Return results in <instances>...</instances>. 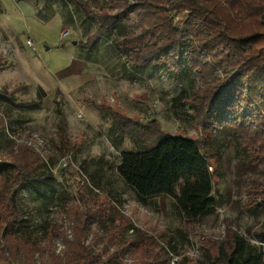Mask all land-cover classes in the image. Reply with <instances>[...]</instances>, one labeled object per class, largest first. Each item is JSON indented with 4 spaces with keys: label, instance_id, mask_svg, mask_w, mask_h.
I'll return each instance as SVG.
<instances>
[{
    "label": "rangeland",
    "instance_id": "374dc122",
    "mask_svg": "<svg viewBox=\"0 0 264 264\" xmlns=\"http://www.w3.org/2000/svg\"><path fill=\"white\" fill-rule=\"evenodd\" d=\"M95 26L69 0H0V88L26 105L0 97V160L26 146L45 162L39 182L45 194L24 191L18 198L34 220V234L41 239L57 227L101 259L118 251L117 264H130V245L140 242L164 254L165 264H201L236 232L264 259V155L247 153L227 114L221 129H203L188 100L191 79L135 74L115 47V35L84 48ZM161 134L206 142L212 195L220 205L211 213L191 220L165 195L138 200L118 174L123 151L148 147ZM9 172L5 166L0 176ZM97 200L111 215L85 219ZM69 206L79 210L82 229ZM117 216L123 229L116 227ZM62 236L52 243L59 264H66L65 253L73 254ZM37 264H51L47 253L37 254Z\"/></svg>",
    "mask_w": 264,
    "mask_h": 264
},
{
    "label": "trees",
    "instance_id": "16d2710c",
    "mask_svg": "<svg viewBox=\"0 0 264 264\" xmlns=\"http://www.w3.org/2000/svg\"><path fill=\"white\" fill-rule=\"evenodd\" d=\"M69 1L96 22L84 48L115 35V47L135 74L160 71L174 80L191 79L188 100L203 129H221L227 114L247 153L264 155V0H107L95 6L88 0ZM0 97L14 103L1 88ZM5 166L10 172L0 176V264H37L41 252L51 264H59L52 237L63 231L52 226L38 239L34 220L18 205L24 191L45 194L39 184L45 162L24 146L8 151L0 160V173ZM116 170L138 200L165 195L187 219L220 206L212 195L213 171L203 140L161 134L148 147L123 151ZM45 204L43 200L40 205ZM75 208L67 211L82 229L85 222ZM110 215L98 200L89 213L85 210V219ZM114 219L123 229L124 219ZM63 239L73 254L65 253L66 264H117L118 251L101 259L102 254H93L80 239ZM144 243L130 245V264H165L164 254L153 253ZM201 264H264V259L255 245L231 232Z\"/></svg>",
    "mask_w": 264,
    "mask_h": 264
},
{
    "label": "built area",
    "instance_id": "2783aa9c",
    "mask_svg": "<svg viewBox=\"0 0 264 264\" xmlns=\"http://www.w3.org/2000/svg\"><path fill=\"white\" fill-rule=\"evenodd\" d=\"M66 34H67V31L63 32V33H62V37L65 36ZM27 45H28L29 47L32 46V45H33V41H32L31 39H28V40H27Z\"/></svg>",
    "mask_w": 264,
    "mask_h": 264
},
{
    "label": "water",
    "instance_id": "95a60500",
    "mask_svg": "<svg viewBox=\"0 0 264 264\" xmlns=\"http://www.w3.org/2000/svg\"><path fill=\"white\" fill-rule=\"evenodd\" d=\"M45 47H46V49H48V48H49L47 45H46Z\"/></svg>",
    "mask_w": 264,
    "mask_h": 264
}]
</instances>
